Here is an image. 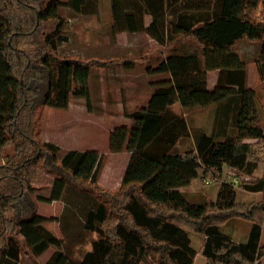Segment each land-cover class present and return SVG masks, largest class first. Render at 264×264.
<instances>
[{
  "label": "trees",
  "instance_id": "trees-1",
  "mask_svg": "<svg viewBox=\"0 0 264 264\" xmlns=\"http://www.w3.org/2000/svg\"><path fill=\"white\" fill-rule=\"evenodd\" d=\"M259 2L264 0H111L113 31L148 33L162 49L146 72L168 77L152 82L146 105L128 111L130 124L111 132L110 151L126 150L130 157L120 189L109 191L98 185L103 153L62 150L41 140L38 130L40 107L67 108L72 96L89 101L91 69L108 66L99 58L62 53L68 36L60 8L98 15L100 0H0V264H22L24 247L34 257L53 247L44 264H140L151 254L156 264H194L198 253L209 264H255L263 257L264 172L248 179L259 159L247 139L264 143V128L256 92L247 86L248 63L236 47L245 38L264 42V22L248 14ZM52 21L53 31L42 30ZM262 50L255 62L264 78ZM120 61L134 67L129 57ZM205 70L218 72L212 89ZM176 103L184 109L229 104L232 130L228 120L225 130L191 128L174 110ZM189 137L194 149L180 151ZM38 164L56 175L49 196L36 194L31 182ZM225 167L235 172L233 181L225 178ZM201 177L219 183L216 197L192 203L181 188ZM237 180L263 199L239 202ZM66 187V199L74 188L96 198L80 241L91 232L99 237L80 260L45 227L57 217L38 212L39 201L62 199ZM236 217L251 223L245 242L220 229ZM191 231L203 235L201 246L193 245ZM119 244V256L112 257Z\"/></svg>",
  "mask_w": 264,
  "mask_h": 264
},
{
  "label": "rangeland",
  "instance_id": "rangeland-1",
  "mask_svg": "<svg viewBox=\"0 0 264 264\" xmlns=\"http://www.w3.org/2000/svg\"><path fill=\"white\" fill-rule=\"evenodd\" d=\"M60 14L66 21L64 34L68 36V41L62 46V53L77 58H99V60L107 61L108 66L104 68L96 63L91 69L89 77L91 97L89 101L85 98L72 96L71 103L67 108L40 107L39 135L40 138L49 136L54 139L62 150L77 146L74 149L95 148L98 152L103 153V165L98 185L101 189L117 191L121 186L129 152L126 150L122 152L110 151V135L115 128L130 123L126 119L128 111L146 105L151 95L149 83L165 76L146 72L148 63L156 64L155 57L159 55L162 46L151 40V37L145 32H114L112 29L111 0H100V13L98 15H84L65 7L60 8ZM248 14L254 21L264 22V3L259 2L256 7L248 11ZM55 26L56 21H52L48 25L43 24L42 30L47 29L48 32H51ZM194 47L196 46L194 45ZM236 47L248 63L247 86L256 92L258 115L264 128V78L255 62L263 52L264 42L245 38ZM189 48L192 49L191 46ZM125 57L132 59L133 68L128 69L124 63H121L120 60ZM204 75L207 82L211 83L217 79L218 72L205 70ZM232 108L233 106H229V104H214L208 107L195 106L183 108L184 110L180 105L174 106L176 112L186 113L191 128L199 127L207 132H214L218 128H223V121L226 120H228L226 121L227 129H231L229 118L231 119V115L234 113ZM215 120L216 123H219L216 124ZM247 140L253 143L254 155L259 159L257 171L253 176L248 177L253 181L254 178L264 172V143L256 139ZM178 148L180 151L194 149L193 138L189 137L182 141ZM35 166L31 169V182L36 188L35 193H48L49 180L40 177L39 179H43L38 182L39 175L32 178V170L39 171L38 169L42 168L39 164ZM224 172L227 176L225 178L233 181L235 172L228 167H225ZM239 184L240 180H237L239 202L248 203L263 199L261 192L246 191ZM218 186L219 183L216 181L203 180L201 177L183 187L182 192L190 202L202 203L215 199ZM90 192L85 188L70 192L67 199L64 197L50 202H38V211L48 218L57 217V220H51L44 225L55 235L63 238L64 248L71 250L74 258L81 257L84 252L91 248V241L98 237L97 233L91 232L85 241H80L88 234L84 229L85 214L89 207H93L96 202V198ZM100 199L104 198L100 196ZM220 229L224 233L230 234L234 240L245 242L250 234L251 223L236 217L223 222ZM17 235L21 238L19 234ZM190 235L193 245L195 247L201 246L203 235L193 231L190 232ZM77 240L79 241L77 242ZM260 243L264 245V224ZM53 251L54 248L50 247L40 256L34 257L30 254V250L24 247L21 252V263L44 264ZM120 252L121 245L119 244L112 257L119 256ZM140 264H156L155 257L152 254L143 257ZM194 264L209 263L201 253H198ZM255 264H264V255Z\"/></svg>",
  "mask_w": 264,
  "mask_h": 264
},
{
  "label": "crops",
  "instance_id": "crops-1",
  "mask_svg": "<svg viewBox=\"0 0 264 264\" xmlns=\"http://www.w3.org/2000/svg\"><path fill=\"white\" fill-rule=\"evenodd\" d=\"M151 22V17L150 16H147L146 17V25H149V23ZM146 33V32H145ZM149 37H151L148 33H146ZM151 40H154L152 37H151ZM155 41V40H154ZM156 42V41H155ZM240 53H241V51H239ZM214 71H217V70H214ZM163 75H165L164 77L162 76V77H160L159 79H162V78H165V77H168V74H163ZM159 79H157V80H159ZM155 81V80H154ZM152 82L153 81H151L150 83H149V85H151V92H152V90H153V87H152ZM216 83H217V79H215L213 82H211V83H208L207 82V86H208V88H210V89H212V88H214L215 86H216ZM70 103H71V100H70ZM70 105V104H69ZM176 105H180L179 103H176V104H174L173 105V108H174V106H176ZM211 106V105H210ZM182 108V107H181ZM183 109V108H182ZM184 110V109H183ZM178 112V111H177ZM178 113H183L185 116H186V113L185 112H178ZM124 114V113H123ZM126 119L127 120H129V122H131V120H130V118H128L127 116H126ZM186 119H187V117H186ZM189 123V122H188ZM215 123H216V120H215ZM219 122H217L216 124H218ZM130 124V123H129ZM128 124V125H129ZM189 126H190V124H189ZM219 129V128H218ZM42 138V140H44V141H51V142H54V143H56V144H58L54 139H51L49 136L48 137H41ZM59 145V144H58ZM60 146V145H59ZM77 147V146H76ZM76 147H69V148H67V150L68 149H74V148H76ZM78 149V148H77ZM79 150H96L97 151V149H95V148H91V149H85V148H79ZM129 157H130V153H129ZM128 160H129V158H128ZM128 163V162H127ZM127 166V165H126ZM35 167H38V166H35ZM39 171H33L32 170V178H36V175L38 176V182H40L43 178L44 179H47V180H49V182H48V187H49V191H48V193H37V194H39V195H43V196H49L50 195V193H51V187H52V185H53V182H54V179H55V177H56V175L54 174V173H48V172H46V171H44L42 168H39L38 169ZM124 172H125V170H124ZM35 174V175H34ZM124 174V173H123ZM40 177H43L42 179H39ZM68 190H69V187H66V189H65V191H64V194H63V197L62 198H64L65 196H66V194H67V192H68ZM78 189H71V192H75V191H77ZM181 190H182V188H181ZM39 204V203H38ZM39 213H41L40 211H38ZM42 214V213H41ZM44 215V214H43ZM46 216V215H45ZM93 233H97V232H93ZM98 234V233H97ZM98 237H99V234H98ZM98 237H96V238H94L93 240H95V239H97ZM92 240V241H93ZM92 241H91V248H92ZM91 248L90 249H88L86 252H88L89 250H91ZM86 252H84V254L81 256V257H79V258H75L76 260H80V259H82L83 258V256L85 255V253Z\"/></svg>",
  "mask_w": 264,
  "mask_h": 264
}]
</instances>
